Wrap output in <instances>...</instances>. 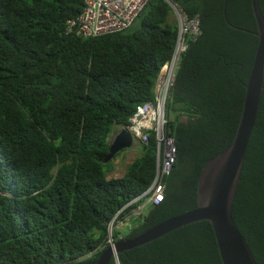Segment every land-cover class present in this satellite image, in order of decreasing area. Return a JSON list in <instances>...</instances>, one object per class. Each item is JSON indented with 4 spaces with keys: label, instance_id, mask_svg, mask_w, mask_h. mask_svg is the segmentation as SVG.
Here are the masks:
<instances>
[{
    "label": "trees",
    "instance_id": "obj_1",
    "mask_svg": "<svg viewBox=\"0 0 264 264\" xmlns=\"http://www.w3.org/2000/svg\"><path fill=\"white\" fill-rule=\"evenodd\" d=\"M168 1L187 19L197 16L200 33L181 57L166 103L176 156L164 199L126 238L197 206L203 166L233 141L259 42L251 0ZM258 4L264 16V0ZM83 7L84 0H0V264H94L115 213L155 175L154 135L138 143L140 154L122 176L108 178L112 161H102L136 107L153 100L177 38V23L168 22L173 10L149 0L124 31L67 34ZM232 217L264 264V91ZM109 264L222 263L204 221Z\"/></svg>",
    "mask_w": 264,
    "mask_h": 264
},
{
    "label": "water",
    "instance_id": "obj_2",
    "mask_svg": "<svg viewBox=\"0 0 264 264\" xmlns=\"http://www.w3.org/2000/svg\"><path fill=\"white\" fill-rule=\"evenodd\" d=\"M171 9L174 5L166 0ZM259 39L251 72L246 85L244 103L239 123L231 144L203 166L197 182V206L183 214L166 219L139 234L108 245L98 255L94 264H109L118 254L149 244L170 232L187 225L208 222L213 230L222 264H257L247 241L238 230L232 207L241 181L248 143L260 111L264 91V16L258 0H251ZM134 146L132 135L121 128L109 143L108 154L102 161H111L122 150Z\"/></svg>",
    "mask_w": 264,
    "mask_h": 264
},
{
    "label": "built area",
    "instance_id": "obj_3",
    "mask_svg": "<svg viewBox=\"0 0 264 264\" xmlns=\"http://www.w3.org/2000/svg\"><path fill=\"white\" fill-rule=\"evenodd\" d=\"M148 1L84 0L81 14L68 21L65 32L89 38L124 31L139 16ZM173 12L177 17V38L171 56L163 63L155 79L153 100L138 105L128 120V126L124 127L139 144L148 143L149 137L154 135L157 156L155 175L150 187L120 208L109 222L107 244L112 247L116 242L113 234H116L119 240L126 238L142 220L144 212L163 201L164 180L175 162L174 139L166 128V103L174 86L181 57L189 43L196 40L200 31L197 16L187 19L175 6Z\"/></svg>",
    "mask_w": 264,
    "mask_h": 264
},
{
    "label": "rangeland",
    "instance_id": "obj_4",
    "mask_svg": "<svg viewBox=\"0 0 264 264\" xmlns=\"http://www.w3.org/2000/svg\"><path fill=\"white\" fill-rule=\"evenodd\" d=\"M168 22L170 24H173L174 22L177 23V17L175 15V12L172 11L169 14ZM172 118L173 117L170 116V119ZM139 154H140V147L138 145V142H136L132 148L125 149L124 151L120 152L117 157L115 156L111 160L113 164V170L108 175V178L122 176L125 172L126 165L130 164L136 157L139 156Z\"/></svg>",
    "mask_w": 264,
    "mask_h": 264
},
{
    "label": "clouds",
    "instance_id": "obj_5",
    "mask_svg": "<svg viewBox=\"0 0 264 264\" xmlns=\"http://www.w3.org/2000/svg\"><path fill=\"white\" fill-rule=\"evenodd\" d=\"M114 137V135L112 136V138ZM111 142V141H110ZM136 142L134 141V144H135Z\"/></svg>",
    "mask_w": 264,
    "mask_h": 264
},
{
    "label": "flooded vegetation",
    "instance_id": "obj_6",
    "mask_svg": "<svg viewBox=\"0 0 264 264\" xmlns=\"http://www.w3.org/2000/svg\"><path fill=\"white\" fill-rule=\"evenodd\" d=\"M113 138H114V137H113ZM113 138H112V139H113ZM112 139H111V141H112Z\"/></svg>",
    "mask_w": 264,
    "mask_h": 264
}]
</instances>
